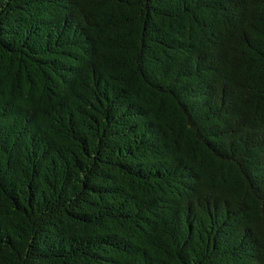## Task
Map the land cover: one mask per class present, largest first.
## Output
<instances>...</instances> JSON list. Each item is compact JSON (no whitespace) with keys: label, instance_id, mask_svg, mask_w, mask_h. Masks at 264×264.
I'll return each mask as SVG.
<instances>
[{"label":"trees","instance_id":"trees-1","mask_svg":"<svg viewBox=\"0 0 264 264\" xmlns=\"http://www.w3.org/2000/svg\"><path fill=\"white\" fill-rule=\"evenodd\" d=\"M0 264H264V0H0Z\"/></svg>","mask_w":264,"mask_h":264}]
</instances>
